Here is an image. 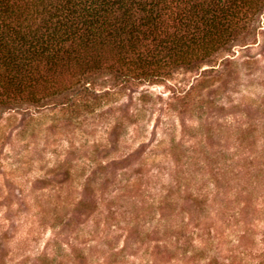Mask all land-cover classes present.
<instances>
[{"label": "rangeland", "instance_id": "rangeland-1", "mask_svg": "<svg viewBox=\"0 0 264 264\" xmlns=\"http://www.w3.org/2000/svg\"><path fill=\"white\" fill-rule=\"evenodd\" d=\"M244 19L161 81L0 111V264H264V3Z\"/></svg>", "mask_w": 264, "mask_h": 264}, {"label": "trees", "instance_id": "trees-1", "mask_svg": "<svg viewBox=\"0 0 264 264\" xmlns=\"http://www.w3.org/2000/svg\"><path fill=\"white\" fill-rule=\"evenodd\" d=\"M261 3L0 0V111L43 108L83 78L87 92L88 78L103 73L122 83L161 81L225 48Z\"/></svg>", "mask_w": 264, "mask_h": 264}]
</instances>
